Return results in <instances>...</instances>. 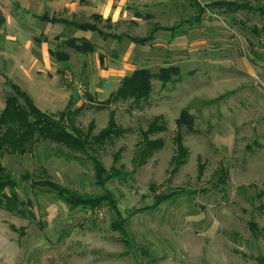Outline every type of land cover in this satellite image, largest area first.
<instances>
[{
	"label": "rangeland",
	"instance_id": "1",
	"mask_svg": "<svg viewBox=\"0 0 264 264\" xmlns=\"http://www.w3.org/2000/svg\"><path fill=\"white\" fill-rule=\"evenodd\" d=\"M220 1L236 0H197L203 6ZM246 1L264 6V0ZM135 11L153 18L115 26L92 18L80 23L108 35L145 37L150 24L169 28L179 23L183 13L196 15L185 0H135L132 13ZM221 12L207 7L200 25L177 31L176 37L183 38L181 45L170 47L165 34L159 32L157 47L135 52L137 68L144 66L156 72L171 65L180 71L177 81L163 86L154 80L150 98L139 105L128 101L98 110L95 97L87 92L77 97L63 79L64 72L70 71L87 87V75L79 73L75 65L60 74L83 107L76 119L79 127L86 130L94 121L95 134L106 126L113 110L117 124L127 130L101 153V161L109 169L112 155L121 150L119 164L131 173L125 182L108 185L119 209L141 210L153 205L155 195L179 193L156 210L130 220L133 244L148 246L159 258L158 264H257L255 258L264 256V60L252 55L251 42L259 54L264 55V50L241 30L238 20L248 18L247 26H262L264 21L237 15L234 22ZM92 41L100 43L98 49L106 58L112 59V49L120 52L115 42H101L96 34ZM124 45L128 47L129 42ZM183 109L194 116L195 124L193 132L182 129L188 153L185 164L172 175L175 123ZM157 116L167 128L158 136L164 140V147L146 164L134 167L139 131ZM199 163L204 166L201 177ZM2 164L16 179L26 172L33 174L38 166L36 158L30 156H6ZM44 166L56 183L81 193L99 192L89 162L51 158ZM220 168L228 173L225 185L218 182ZM21 186L19 194L32 202L35 220L0 210V264H135L133 257L120 256L125 249L119 235L109 228L111 215L105 207L100 209L101 217L82 209L70 212L50 195L34 193L29 183ZM250 223L257 227L255 234ZM11 227L24 228L23 236Z\"/></svg>",
	"mask_w": 264,
	"mask_h": 264
},
{
	"label": "trees",
	"instance_id": "2",
	"mask_svg": "<svg viewBox=\"0 0 264 264\" xmlns=\"http://www.w3.org/2000/svg\"><path fill=\"white\" fill-rule=\"evenodd\" d=\"M186 3L194 9L196 15H181L178 24L172 27H162L160 25L150 24V29L145 37L115 36L104 34L97 28L86 23H80L75 20L67 21L64 19L40 18L43 22L61 23L65 26L66 32L54 39V47L50 49L51 58L59 63L69 61V51L80 55L94 53L97 46L94 42L86 39H76L72 37L74 31H90L98 36L104 42H115L116 45H122L125 41L138 46L146 44L152 45L154 35L159 31L169 32L171 37L176 36L177 31L183 27L192 29L193 25H200V17L207 7L219 8L221 13L231 21L236 20V16L244 15L246 17L256 16L264 21V6L260 3L251 4L246 0H236L235 2H215L203 6L197 0H185ZM136 19L151 20V14L141 15L134 12ZM99 20L109 26L113 25L109 20H103L100 16L91 17ZM246 20H238V26L247 33L257 46L264 50V24L262 26H247ZM185 34V33H184ZM251 53L259 60H264V55L255 50V45L251 42ZM112 59L118 58L116 49L110 51ZM101 63L103 56L100 57ZM180 71L177 66L160 67L156 72L148 67H138L128 77L122 79L119 87L108 99L97 104L96 109L104 110L118 103L130 101L131 105H139L148 101L152 93V82L159 81L162 86L168 82L177 81ZM6 85L10 92L5 97V106L0 113V210L11 215L35 220L31 210L32 202L23 200L19 194L22 184H28L35 193H45L51 196L52 200L65 205L68 211L77 209L93 211L105 207L111 215L109 228L112 232L119 235V241L125 251L120 254L121 257H133L135 264H158L159 258L148 246H135L133 238L129 231L130 220L137 214L156 210L162 203L168 199L176 198L179 193L173 192L169 195H155L152 206L142 208L141 210H126L122 212L119 209L115 194L108 188V185L114 182H125L131 177V173L125 171L124 166L119 164L121 150L112 155V165L106 169L101 161V153L108 145H113L115 141L122 138L127 130L119 126L115 119V112H109L106 126L94 134L95 123L91 121L86 130L77 125L76 119L83 111V107H74L71 99L64 111L56 114H47L40 111L32 99L23 92L18 86L6 80ZM91 100V98H89ZM176 133L173 137L175 154L170 159V173L173 175L186 162L187 149L183 145V132L185 127L189 132H193L195 118L188 109L180 112L176 120ZM167 128L161 116L154 117L148 122L145 130H140V141L137 143L136 151L132 159L134 167H140L158 151L164 147V140L158 137L166 132ZM9 157L30 156L36 158L38 166L33 174L24 173L18 179L7 170L2 159ZM51 158H61L68 162L84 164L89 162L92 165L94 185L99 192L81 193L75 189L65 187L52 180L44 162ZM203 164H198V177L203 175ZM218 182L226 184L228 173L224 168L217 171ZM188 195H194L189 193ZM252 234L257 232L254 223H250ZM11 229L22 237L25 229ZM257 264H264V256L255 258Z\"/></svg>",
	"mask_w": 264,
	"mask_h": 264
},
{
	"label": "crops",
	"instance_id": "3",
	"mask_svg": "<svg viewBox=\"0 0 264 264\" xmlns=\"http://www.w3.org/2000/svg\"><path fill=\"white\" fill-rule=\"evenodd\" d=\"M133 2L135 0H0V113L10 92L6 80L25 92L40 111L56 114L64 111L71 99L74 107H79L78 96L60 78L62 70L77 66L79 73L88 77L87 94L100 103L117 90L123 78L137 69L136 51L159 45V32L165 34V42L170 47L184 43L183 38L159 31L152 45H117L122 49L117 51V59L106 58L98 49L100 43H95L94 53L85 56L69 51L70 59L66 63L51 58L49 51L54 47V39L65 33L66 28L61 23L43 22L41 17L83 22L97 15L113 25L138 23L132 13ZM93 34L74 31L72 37L93 42Z\"/></svg>",
	"mask_w": 264,
	"mask_h": 264
},
{
	"label": "built area",
	"instance_id": "4",
	"mask_svg": "<svg viewBox=\"0 0 264 264\" xmlns=\"http://www.w3.org/2000/svg\"><path fill=\"white\" fill-rule=\"evenodd\" d=\"M63 79L65 83L73 89L74 93L78 97L84 96L86 92L85 85L78 78H76L70 71L64 72ZM93 212H96L99 217L102 216V211L100 209L93 210Z\"/></svg>",
	"mask_w": 264,
	"mask_h": 264
}]
</instances>
